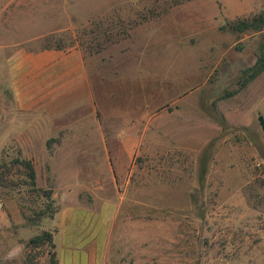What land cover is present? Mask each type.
Here are the masks:
<instances>
[{
  "label": "rangeland",
  "instance_id": "1",
  "mask_svg": "<svg viewBox=\"0 0 264 264\" xmlns=\"http://www.w3.org/2000/svg\"><path fill=\"white\" fill-rule=\"evenodd\" d=\"M0 12V264L59 263L57 234L76 264H264V72L252 79L264 25L232 27L264 0H0ZM17 48L83 52L94 101L65 133L8 124Z\"/></svg>",
  "mask_w": 264,
  "mask_h": 264
},
{
  "label": "crops",
  "instance_id": "2",
  "mask_svg": "<svg viewBox=\"0 0 264 264\" xmlns=\"http://www.w3.org/2000/svg\"><path fill=\"white\" fill-rule=\"evenodd\" d=\"M41 27L48 26L44 24ZM7 61V90L14 117L8 124L16 125L17 134L39 133L44 135L41 139H50L54 134L65 133L72 124L71 120L65 119L71 110L81 109L94 101L81 50L32 51L17 48ZM18 138L35 139L29 136ZM70 213L64 211L58 215L61 228ZM58 236L55 237V247L59 264H76L75 253L66 243L63 245ZM85 260L86 257L83 258Z\"/></svg>",
  "mask_w": 264,
  "mask_h": 264
},
{
  "label": "trees",
  "instance_id": "3",
  "mask_svg": "<svg viewBox=\"0 0 264 264\" xmlns=\"http://www.w3.org/2000/svg\"><path fill=\"white\" fill-rule=\"evenodd\" d=\"M257 22V24H256ZM264 25V15L260 16L259 18L255 19L254 21L250 22V21H239L237 24L233 25L232 27L234 29H236L237 31H246L249 30L251 28H255V29H261ZM252 79L256 78L257 76H259L260 74H262L264 72V55L260 56L255 65L252 67ZM261 126L264 129V117L260 116L259 117ZM19 164L23 165L27 170H28V177L31 180L32 185L36 184V172L34 170V167L32 165V163L30 161L27 160H20L18 162ZM201 170H203L205 172L206 170V163L203 164V166L201 167ZM204 174H201V179L204 178L203 176ZM44 240H48L50 242H52V234L51 233H45L42 236H37L35 237L32 241L34 243H40ZM51 264H59L58 261L56 260L55 256H53Z\"/></svg>",
  "mask_w": 264,
  "mask_h": 264
},
{
  "label": "built area",
  "instance_id": "4",
  "mask_svg": "<svg viewBox=\"0 0 264 264\" xmlns=\"http://www.w3.org/2000/svg\"><path fill=\"white\" fill-rule=\"evenodd\" d=\"M4 203L3 200L0 197V214L3 212Z\"/></svg>",
  "mask_w": 264,
  "mask_h": 264
}]
</instances>
